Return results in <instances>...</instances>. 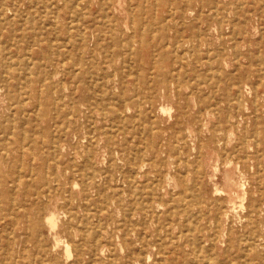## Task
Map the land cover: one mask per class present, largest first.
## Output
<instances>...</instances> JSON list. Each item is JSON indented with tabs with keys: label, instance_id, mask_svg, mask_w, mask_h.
Returning a JSON list of instances; mask_svg holds the SVG:
<instances>
[{
	"label": "bare ground",
	"instance_id": "6f19581e",
	"mask_svg": "<svg viewBox=\"0 0 264 264\" xmlns=\"http://www.w3.org/2000/svg\"><path fill=\"white\" fill-rule=\"evenodd\" d=\"M134 2L0 0V264H264V0Z\"/></svg>",
	"mask_w": 264,
	"mask_h": 264
},
{
	"label": "rangeland",
	"instance_id": "374dc122",
	"mask_svg": "<svg viewBox=\"0 0 264 264\" xmlns=\"http://www.w3.org/2000/svg\"><path fill=\"white\" fill-rule=\"evenodd\" d=\"M94 8H95L94 10L98 9L96 6ZM249 8H250L249 11H251V12L249 14V20H248V26H247L248 27L247 41L245 42V40H242L239 43L241 51L243 52L239 56V61H240V64L242 65V67L246 66L249 63V58L246 55H244V53L247 50L259 51L260 48L264 47V18L258 13L257 10L254 9L253 6L250 5ZM129 9H130V11H129ZM134 9H135L134 0H121V1L120 0H114L113 6L111 8H108V10H105V11L112 14L114 19L120 21L122 24H124V25L126 24L127 26L125 25V28H126L125 33L130 35V34L134 33V29L132 27L133 23H131L133 20L132 18L134 17V13H133ZM260 25H261V27H260ZM128 28H130V29L128 30ZM224 31H225V34H223V35H224V38H226V44L225 45L227 48V54H226L225 58L223 57L222 62L225 64V67L227 70H232L235 68L236 61L234 60V54H233L234 48H232L233 42L231 39L227 38V36L230 32V26L228 27V25L225 24V30ZM261 31L263 33H261ZM210 34H211L210 37H211V41H212L211 52L215 53L214 49L218 46L219 40L222 38L220 36L221 35L220 29H219V27L216 26L215 22H214V24H212ZM218 64H219L218 62H214V65H213L214 68L213 69L218 68V66H219ZM205 67H206V65L204 64L203 68H205ZM248 98H249V100H248L249 103L252 104V102L250 100L251 99V93L248 94ZM159 104H160V102H159ZM163 104L164 105L166 104L165 106L167 108H169V107L170 108L162 110L160 108L161 105H159L158 108L156 109V117H157L158 122H159L161 127L167 126L175 117V112H176V104H175L173 99L166 98L163 100ZM160 110H161V112H160ZM167 110L171 111V112H168ZM81 130L83 131V129H81ZM116 136H117V139L120 140L123 137V133L121 131H118ZM62 141L67 146L75 145L78 141V134L76 132L75 133L69 132L63 137ZM121 152L122 151L119 148H117V146L113 149L112 152L110 149L107 148V146H103L98 152L97 162L100 165H107L110 162V158H111L112 154L115 155L116 157H118V159H119V154ZM218 182H220V179ZM213 185H214V183L210 182L211 190L213 188ZM60 233H61L60 234L61 237H63L62 239H66L67 241L69 240V236L65 232H60ZM44 239L46 240V242H53L54 241L53 235L50 233V231L47 228H45V230H44Z\"/></svg>",
	"mask_w": 264,
	"mask_h": 264
}]
</instances>
